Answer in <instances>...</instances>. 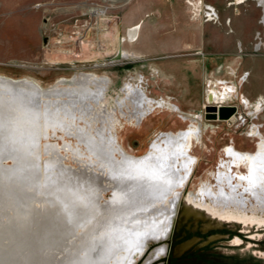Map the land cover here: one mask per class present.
Listing matches in <instances>:
<instances>
[{"label":"rangeland","instance_id":"rangeland-1","mask_svg":"<svg viewBox=\"0 0 264 264\" xmlns=\"http://www.w3.org/2000/svg\"><path fill=\"white\" fill-rule=\"evenodd\" d=\"M121 3L122 0H0V78L29 80L44 90L62 93L81 91L83 87L102 92V98L91 108L95 120L89 121L90 125L88 120L77 123L94 131L104 119L117 146L133 156L144 154L152 141L161 143L159 133L195 130L186 141L194 162L184 186L178 190L164 253L145 262L158 245L150 240L142 255H134L133 264H264V216L260 212L245 216L218 211L209 196L201 193L207 189L217 191L216 174L227 170V146L254 153L259 141L256 131L264 138V103L260 112L254 103L244 105L240 90L247 73L244 90L264 95V55L245 56L241 68L248 71L240 75L234 66L204 69L198 51H146L156 52L151 55L129 51L133 49L132 42L117 40L124 35L117 16ZM91 7L103 8L106 17L93 16L88 37L81 39L72 32L78 30L84 35L88 29L84 18ZM75 18L77 28L73 27ZM164 34L157 48L165 47L162 44L166 37L180 36L181 32L175 28ZM140 44L141 40L134 45ZM120 46L122 51L134 53L136 59H113ZM127 84L146 96L140 115L127 101ZM229 86L233 91L226 101L225 95H217L224 97L223 103L238 107L235 117L228 121L205 119L208 91L222 92ZM47 131L49 135L39 139L41 162L46 161L43 145L47 139L62 146L59 137L63 136L75 147V138L61 131ZM61 153L64 164L78 168L70 152ZM114 156L120 157L119 149ZM244 163L230 167L229 174H244ZM110 194L106 191L102 199H109Z\"/></svg>","mask_w":264,"mask_h":264},{"label":"bare ground","instance_id":"bare-ground-1","mask_svg":"<svg viewBox=\"0 0 264 264\" xmlns=\"http://www.w3.org/2000/svg\"><path fill=\"white\" fill-rule=\"evenodd\" d=\"M88 11L104 13L103 8ZM136 34L134 26L126 40L133 42ZM122 50L113 59H136ZM124 91L142 112L145 94L129 84ZM232 91V86L210 89L207 100L221 103L224 97L217 94L226 101ZM102 95L87 87L62 93L29 80L0 78V264H133L150 240L158 245L145 262L164 253L178 190L194 162L186 141L195 130L159 133L161 143L150 142L141 156L127 154L104 119L94 131L77 123L95 120L91 108ZM262 97L254 102L257 112ZM48 129L75 138L76 144L63 136L62 146L45 140L43 163L39 139L49 135ZM256 134L254 153L224 149L229 161L227 170L216 174L217 191L201 192L218 211L264 216V138L259 130ZM62 151L72 154L78 168L64 164ZM242 163L244 174H229L230 167ZM106 191L110 197L102 199Z\"/></svg>","mask_w":264,"mask_h":264},{"label":"crops","instance_id":"crops-1","mask_svg":"<svg viewBox=\"0 0 264 264\" xmlns=\"http://www.w3.org/2000/svg\"><path fill=\"white\" fill-rule=\"evenodd\" d=\"M201 1L215 8L218 22L193 17L187 0H122L117 16L120 29L124 31L123 39L126 40L130 28L137 26L136 38L132 42L133 49L129 51L150 55L156 52L146 51H198L196 53L198 58H202L204 69L210 67L216 70L222 66H234L243 75L248 71L241 68L246 60L245 56L260 55L243 53L250 51L252 37L259 28V8L251 0L236 7L227 5L229 0ZM153 14L155 17L151 18ZM175 28L180 30V36L166 37L162 44L165 47L157 48L164 41V33ZM158 38L160 43L157 44ZM139 40L140 46L135 47ZM168 41L175 44L169 45ZM244 80L240 90L250 104L262 96L264 98L261 93L245 91Z\"/></svg>","mask_w":264,"mask_h":264},{"label":"built area","instance_id":"built-area-1","mask_svg":"<svg viewBox=\"0 0 264 264\" xmlns=\"http://www.w3.org/2000/svg\"><path fill=\"white\" fill-rule=\"evenodd\" d=\"M246 1L247 0H229L227 1V5H233L234 7H236L238 5L245 3ZM251 1L254 2V4L259 8L260 14L258 17L259 28L254 32V35L252 37L250 53L264 55V0H251ZM187 4L190 7V13L193 17L201 18L204 21H212L214 23L218 22L219 18L217 11L212 5L208 3H204L201 0H187ZM87 13L89 14L84 18V25H88V29L86 30L84 35H81V33L78 30H73L72 32L73 35L75 36L78 35V37L80 36L81 39H84V37H88L91 23L94 21L93 16L96 15V17L98 18L97 14H93L91 12H87ZM99 17L103 19V17L105 18L106 16L103 13L99 15ZM77 21L78 19L75 18V24L73 26L74 28L78 27L76 24ZM120 40L123 41L124 40L123 37H121Z\"/></svg>","mask_w":264,"mask_h":264},{"label":"water","instance_id":"water-1","mask_svg":"<svg viewBox=\"0 0 264 264\" xmlns=\"http://www.w3.org/2000/svg\"><path fill=\"white\" fill-rule=\"evenodd\" d=\"M118 51H121V49H118ZM237 112L238 107L234 104L209 102L207 100L204 106V118L208 120L228 121L235 117Z\"/></svg>","mask_w":264,"mask_h":264},{"label":"flooded vegetation","instance_id":"flooded-vegetation-1","mask_svg":"<svg viewBox=\"0 0 264 264\" xmlns=\"http://www.w3.org/2000/svg\"><path fill=\"white\" fill-rule=\"evenodd\" d=\"M245 216H248V215H245Z\"/></svg>","mask_w":264,"mask_h":264}]
</instances>
